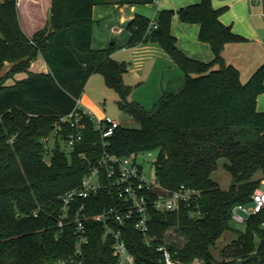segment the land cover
I'll use <instances>...</instances> for the list:
<instances>
[{
  "label": "trees",
  "instance_id": "1",
  "mask_svg": "<svg viewBox=\"0 0 264 264\" xmlns=\"http://www.w3.org/2000/svg\"><path fill=\"white\" fill-rule=\"evenodd\" d=\"M106 0H53L48 24L29 36L22 28L18 0L0 1V264H55L74 253L72 221L59 227L60 196L79 186L104 150L117 156L158 150L154 161L159 180L176 188L181 184L202 192V218H192L190 207L178 211L152 210L151 230L157 243H167L176 259L202 264H264V208L252 214L244 229L232 222L237 203H250L264 179V111L258 97L264 93V62L246 82L240 69L227 62L226 46L243 41L221 20L226 7L213 0L174 9L156 16L158 28L148 33L152 18L137 13L128 21L129 45L158 42L183 69L178 87L164 91L153 110L131 98L132 86L124 80L127 62L113 57L117 46L93 47L94 7ZM156 0H120L121 4H150ZM201 25L200 38L211 44L214 58L202 61L186 55L172 32V18ZM42 55L49 72H31V63ZM27 76L13 83L16 73ZM100 72L119 94L118 105L139 123L121 124L105 138L85 117L84 138L68 145L73 131L66 125L50 146L56 121L70 113L90 77ZM13 139V140H11ZM223 159L232 182L223 188L212 177ZM107 192L87 200L92 215L113 203ZM176 227L183 237L167 242L164 234ZM88 264H113L112 237L102 223L89 220ZM235 237L216 255L225 232ZM128 243L139 260L158 258L141 234L129 227Z\"/></svg>",
  "mask_w": 264,
  "mask_h": 264
},
{
  "label": "built area",
  "instance_id": "2",
  "mask_svg": "<svg viewBox=\"0 0 264 264\" xmlns=\"http://www.w3.org/2000/svg\"><path fill=\"white\" fill-rule=\"evenodd\" d=\"M156 28L158 22L154 17L148 33ZM114 30L121 31L122 28ZM85 117H90L94 121L95 129L102 134L105 146L107 145L105 138L111 136L122 124L118 118L111 115L96 116L83 106L82 97H78L75 108L56 121L52 134L43 139L44 143L49 147L53 138L60 134L66 125H70L73 131L67 140L69 146H74L84 138L83 133L87 129ZM138 158L139 154L117 156L104 150L82 183L61 194L58 225L64 227L72 221L76 241L74 253L67 258L59 259L55 264H88L86 247L90 243L89 220L102 223L105 228L104 236L112 237L113 264H202L200 259L191 262L176 259L167 243L156 242L157 235L152 233L150 224L152 210L174 212L184 205L190 207L192 218L204 217L205 211L200 203L201 190L186 184L176 188L164 185L159 180L156 170L154 176L145 172ZM102 192H107L114 199L113 203L104 206L98 213L88 214L87 200ZM263 208L264 187H261L255 191L250 203L235 204L232 209L233 221L244 224L252 214ZM129 227L138 231L143 242L160 252L161 256L150 261L139 260L128 243Z\"/></svg>",
  "mask_w": 264,
  "mask_h": 264
},
{
  "label": "crops",
  "instance_id": "3",
  "mask_svg": "<svg viewBox=\"0 0 264 264\" xmlns=\"http://www.w3.org/2000/svg\"><path fill=\"white\" fill-rule=\"evenodd\" d=\"M119 1L106 0L104 3L95 5L93 47L96 49L105 48L114 42L118 47L113 53L116 60L121 58L119 56L124 52L123 49L127 51L123 58H131L133 63V67L124 75L127 84L131 82V78L136 82L139 80L144 82L145 78L149 80L151 77H159L154 76V71L156 67H161L164 73L168 70L167 75L165 74L166 77L162 76L163 92L172 87H178L184 78L183 69L158 42L147 41L134 46L129 45L131 32L127 28V24L137 13L154 18L162 9L177 11L200 0H156L150 4H121ZM213 5L216 8L224 6L228 8L222 13L221 20L245 38L241 42L230 43L226 46L227 62L237 66L241 74L242 66L247 64L246 74L251 76L256 68L264 62V3L260 2L254 5V0H213ZM52 6L53 0H18L21 25L29 36L34 35L48 24ZM120 27L121 31L114 30ZM171 27L177 39V46L186 55L202 61H211L214 58L211 44L200 38L201 25L199 23L184 22L179 14L175 13ZM11 67L12 63L7 62L0 72V77L5 75ZM29 70L31 72H49L50 69L44 57L39 55L32 61ZM26 76V72L16 73L7 79V83H13ZM93 76L94 74L91 77ZM154 85L158 89L159 83L155 82ZM135 100L146 107L141 99L135 98ZM82 103L96 116H104L95 111V105L91 101L82 99Z\"/></svg>",
  "mask_w": 264,
  "mask_h": 264
},
{
  "label": "rangeland",
  "instance_id": "4",
  "mask_svg": "<svg viewBox=\"0 0 264 264\" xmlns=\"http://www.w3.org/2000/svg\"><path fill=\"white\" fill-rule=\"evenodd\" d=\"M264 3V0H254V5L257 3ZM225 7V6H224ZM227 7L225 11H227ZM224 11V12H225ZM117 38V37H116ZM134 46V45H133ZM124 52L121 53L117 58L119 61H125L128 64V69L130 70L133 67V63L131 62V58L124 59L123 56L126 55L127 51L123 49ZM247 64L243 65L241 68V80L246 82L250 76H247ZM257 69V68H256ZM167 71L163 72L161 67H156L154 71V76L159 77H151L149 80L147 78L144 79V82H140L141 80L137 81L134 79H130V85L132 86L131 98L133 99H141L146 108L149 110H153L156 106V103L160 100L161 96L163 95V88H162V76L167 75ZM166 77V76H165ZM148 81V82H147ZM165 81V80H164ZM159 83L158 89L155 87L154 83ZM165 83V82H164ZM135 93V94H134ZM118 92L111 86H109L102 73L97 72L94 74L93 77L87 82L86 88L82 94V99L86 101H91L94 104L95 111L100 115H111L118 118L122 124L130 126V127H139V123L135 121L132 116L125 110L121 109L118 105ZM258 108L264 111V93L260 94L258 97ZM152 153V154H150ZM158 155V150H144L139 153L138 160L144 166L145 172H147L150 176L155 175V159ZM223 159L219 161L218 168L213 172L212 176L216 179L221 187L225 188L228 187L232 182L231 173L225 169L223 166ZM264 187V182L262 180V186ZM260 187V188H261ZM232 224L240 229H244L243 223L232 222ZM235 232L227 231L224 235L219 239L218 246L214 252L216 255L219 254L220 248L224 245L228 244L232 238L235 237ZM164 240L167 242H172L177 240L178 242L183 241V237L180 235V232L176 229V227H171L165 234Z\"/></svg>",
  "mask_w": 264,
  "mask_h": 264
}]
</instances>
